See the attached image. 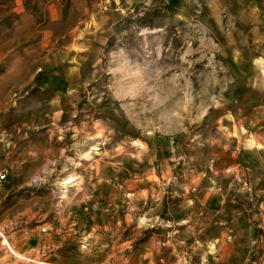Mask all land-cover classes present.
I'll return each mask as SVG.
<instances>
[{
  "label": "rangeland",
  "instance_id": "1",
  "mask_svg": "<svg viewBox=\"0 0 264 264\" xmlns=\"http://www.w3.org/2000/svg\"><path fill=\"white\" fill-rule=\"evenodd\" d=\"M1 172L2 264H264V0H0Z\"/></svg>",
  "mask_w": 264,
  "mask_h": 264
},
{
  "label": "crops",
  "instance_id": "2",
  "mask_svg": "<svg viewBox=\"0 0 264 264\" xmlns=\"http://www.w3.org/2000/svg\"><path fill=\"white\" fill-rule=\"evenodd\" d=\"M55 17H58L59 15H54ZM180 217V216H178ZM167 226H174L178 223H183L184 218H172L168 219ZM187 222V220H185ZM188 225V224H187ZM177 230L175 231V234H172V243H167L166 239L168 238V235L166 238L161 240H152V238H149V241L147 242L149 245L145 246V241L143 242V249L142 251H139L136 249V247L142 245V243L138 242L134 245V248H128L125 253H123L121 256L116 257L112 264H183L182 258L187 257L189 259L188 264H192V255L194 254V246L196 245L197 238L194 235H176ZM166 241V242H165ZM155 242V243H154ZM163 242V243H162ZM162 244L166 257H163L160 254H163L161 252L162 248L160 245ZM37 242H33L30 245L29 253H30V261L31 264H40L38 262V258L40 257V252L38 248ZM50 256V255H49ZM6 258V255L1 254L0 255V264H2L3 260ZM49 264V263H44Z\"/></svg>",
  "mask_w": 264,
  "mask_h": 264
},
{
  "label": "built area",
  "instance_id": "3",
  "mask_svg": "<svg viewBox=\"0 0 264 264\" xmlns=\"http://www.w3.org/2000/svg\"><path fill=\"white\" fill-rule=\"evenodd\" d=\"M6 178V172L0 173V182L3 181Z\"/></svg>",
  "mask_w": 264,
  "mask_h": 264
}]
</instances>
